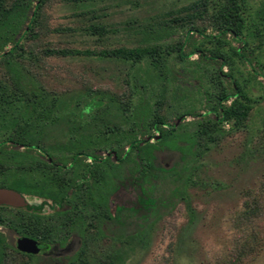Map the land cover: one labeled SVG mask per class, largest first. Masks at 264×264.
Masks as SVG:
<instances>
[{"label": "trees", "instance_id": "1", "mask_svg": "<svg viewBox=\"0 0 264 264\" xmlns=\"http://www.w3.org/2000/svg\"><path fill=\"white\" fill-rule=\"evenodd\" d=\"M44 4L45 0H0V32L4 30V36L10 39L24 25L22 34L13 40L7 52H4L5 44L0 43V56L2 53L21 58L32 55L30 50H25L23 40L35 39L37 31L47 29L42 19ZM181 11L183 16L179 13L172 18L175 29H178L174 43L131 49L120 47L103 51L98 56L141 69L149 77L153 74L160 84L168 77L177 79L174 71L178 68L190 71L191 80L187 84L198 91L197 107L182 109L169 122L160 114L159 100L152 106L140 97L130 105L118 104V125L100 117L107 103L115 104L114 98L100 92L89 93L82 107L72 114L73 120L68 126L79 131L89 129L94 137L88 144L77 146V153L63 158L34 144L38 135L59 124L57 98L31 77L24 79L19 70L21 78L14 83L16 88L0 91V138H4L0 139V188L20 195H33L51 207L63 203L61 214L66 215V219L88 216L89 224L96 229H100L106 220H115L107 197L98 201L94 196L97 182L102 181L106 168L117 175L119 168L126 165L132 178L140 181V201L143 206L153 209L148 213L153 219L172 207L174 201L187 200L182 186L185 180L178 176L177 163L171 166L159 164L157 155L164 152L172 156L176 154L186 164L197 159L200 150H206L226 134L245 127L257 102L251 94L252 88L256 85L264 88V0H195ZM195 22H206L207 26L199 27ZM87 30L90 35L104 36L107 33L100 25H92ZM44 53L93 56L76 50H46ZM139 87L145 88L142 84ZM90 148L99 153L86 152L87 158H83L82 149ZM38 150L45 155H40ZM91 159L95 168L91 172L93 181L84 183L86 177L82 171L88 165L85 160ZM74 160L76 166H70ZM60 166H70L71 171L77 167L79 182H65L59 177L63 171ZM161 181L178 183V186H171L158 195ZM70 191L72 196L68 197ZM187 207L190 209L189 204ZM89 208H92L91 212ZM121 211L116 210L118 218ZM55 213H60L58 208ZM253 214L248 210V216ZM101 235L109 238L103 232ZM142 240L141 231H138L122 241L131 245L133 242L142 244ZM255 241L254 245L257 244ZM76 242L69 245L75 258L62 264L86 263L83 257L85 243ZM65 250L63 255L69 253ZM254 250L255 246L245 242L215 264H244ZM115 253L105 254L94 264H117L119 257Z\"/></svg>", "mask_w": 264, "mask_h": 264}, {"label": "rangeland", "instance_id": "2", "mask_svg": "<svg viewBox=\"0 0 264 264\" xmlns=\"http://www.w3.org/2000/svg\"><path fill=\"white\" fill-rule=\"evenodd\" d=\"M194 1L45 0L42 19L47 29L37 31L35 39L22 41L32 55L21 58L2 53L0 56V91L16 88L14 83L21 78L20 70L24 79H34L45 91L55 95L59 103L56 113L59 124L38 135L34 144L54 154L88 144L94 137L89 129L74 130L68 124L72 123V114L93 92L114 98L115 104L108 101L100 117L118 125V104L130 105L140 97L152 106L159 100L160 114L169 122L182 109L197 107L198 91L187 84L191 80L190 71L178 68L174 71L177 79L168 77L160 84L153 74L149 77L141 69L98 56L120 47L174 43L178 29L172 18L179 13L183 16L181 10ZM194 24L207 26L206 22ZM92 25L103 26L107 33L90 35L87 29ZM22 30L24 25L10 39L4 36V30L0 32L4 52L11 48ZM46 50H76L93 56L46 55ZM141 84L144 89L139 87ZM251 94L257 102L245 127L200 150L197 159L184 164L186 161L181 162L179 155L167 152L157 155L159 164L177 163L178 176L185 180L182 186L187 200L174 201L172 207L143 226L142 244L125 245L122 240L126 238L124 234L130 236V229L123 230L124 236L119 235L120 228L104 238L99 232L102 230L89 228L84 236L85 264H94L105 254L114 252L119 257L117 264H215L245 242L255 246V253L244 264H264V88L256 85ZM122 184L114 195V204L131 207L136 192L133 187ZM174 185L178 183L159 182L161 190L157 194L162 195L160 192ZM30 202L39 205L38 200ZM248 210L255 214L248 216ZM15 261L16 264L26 262L20 257Z\"/></svg>", "mask_w": 264, "mask_h": 264}, {"label": "flooded vegetation", "instance_id": "3", "mask_svg": "<svg viewBox=\"0 0 264 264\" xmlns=\"http://www.w3.org/2000/svg\"><path fill=\"white\" fill-rule=\"evenodd\" d=\"M82 150L84 154L86 152L99 153V151L92 148ZM74 152L77 153L78 151L70 150L67 153L57 152L56 154L64 158L68 156V154ZM38 153L42 156L45 155L41 150H38ZM33 155L35 154L33 153ZM83 158H87V154H85ZM76 160H74V163L70 166H76ZM85 161L88 165L86 167L82 166V172L86 177L83 182L91 183L93 181V179H91V172L95 168L92 159ZM70 166H60L63 171L58 175L59 177H63L65 182H77L78 178L76 176L79 175V173L76 168L78 165L77 167L74 166L72 171L70 170ZM65 170L69 171L65 172ZM102 170H104V168ZM132 176L133 175L128 172L126 165L123 164L119 168V173L117 175L111 174L109 168H106L102 181L97 182L98 189L94 192V196H96L98 201H102L107 197L110 213L112 217L115 218L114 221L106 220L105 223L101 225L100 230H102L104 234H107V236L115 234L114 231L120 228H122V232L119 234L120 236H128L126 234L122 235L124 229L125 231L126 229L132 230L129 234L130 236L135 235L138 231H141L143 226L149 224L153 218L148 216L149 211H153V209H148L143 206L140 201L142 198L139 185L140 181L136 182ZM134 176L137 177V174H134ZM125 183L129 187H133L136 192V200L131 207H123L114 204V195L117 193L120 185H124ZM67 195L71 197L72 191L68 192ZM21 196L25 201L22 207L0 205V264H16L15 259L17 257L25 259L26 262L22 264H62L64 261L75 258V253L72 252V247L69 248V245L72 241L73 243L80 241L81 245L84 243L85 234L88 232L89 228L93 229L89 224L90 220L88 216L81 217V219L77 217L66 219V215L61 214L64 210L61 207L63 203L56 205V207H51V205L46 204L43 199L33 195ZM33 199L38 200L39 205L32 204L30 201ZM55 208H58L60 213H55ZM117 209L122 210L119 218L116 216ZM91 210L92 208H89L88 211L91 212ZM62 220H66L67 222L63 223ZM99 232L101 235L102 232ZM22 239L34 242L37 246V252L28 253L20 251L18 249V241ZM67 247L69 249H67ZM64 250L69 251L68 254H71L63 255Z\"/></svg>", "mask_w": 264, "mask_h": 264}, {"label": "water", "instance_id": "4", "mask_svg": "<svg viewBox=\"0 0 264 264\" xmlns=\"http://www.w3.org/2000/svg\"><path fill=\"white\" fill-rule=\"evenodd\" d=\"M25 201L17 192L9 189L0 188V205L11 207H22ZM18 249L23 252H37V246L34 242L22 239L18 241Z\"/></svg>", "mask_w": 264, "mask_h": 264}]
</instances>
